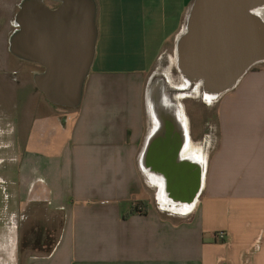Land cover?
I'll return each instance as SVG.
<instances>
[{
    "label": "crops",
    "instance_id": "obj_1",
    "mask_svg": "<svg viewBox=\"0 0 264 264\" xmlns=\"http://www.w3.org/2000/svg\"><path fill=\"white\" fill-rule=\"evenodd\" d=\"M94 1L95 58L73 114L36 100L38 65H13L2 51L0 91L11 114L0 123L13 130L10 138L0 130V264H264V66L217 100V145L199 163L193 208L167 214L166 205L185 204L169 198L148 167L161 134L154 139L157 127L144 123L145 75L165 48L176 57L195 0ZM16 89L24 92L18 100L10 95ZM136 201L149 203L147 213L123 219ZM52 213L61 225L51 253L21 252L27 221L45 227ZM219 231L227 244L214 238Z\"/></svg>",
    "mask_w": 264,
    "mask_h": 264
},
{
    "label": "water",
    "instance_id": "obj_2",
    "mask_svg": "<svg viewBox=\"0 0 264 264\" xmlns=\"http://www.w3.org/2000/svg\"><path fill=\"white\" fill-rule=\"evenodd\" d=\"M46 2L59 7L50 9ZM262 11L264 0H195L175 45L179 74L202 92L214 93L215 100L234 89L247 72L264 64ZM96 18L94 0L19 3L14 17L18 29L9 37L8 51L21 61L44 68L34 77V84L50 104L66 109L81 106L95 58ZM171 137L166 128L155 142L160 158L171 151L167 160H160V171L164 172L169 198L190 206L201 189V166L193 163L198 172L190 188L187 171L191 165L186 159L178 160L183 138V144L172 152Z\"/></svg>",
    "mask_w": 264,
    "mask_h": 264
},
{
    "label": "rangeland",
    "instance_id": "obj_3",
    "mask_svg": "<svg viewBox=\"0 0 264 264\" xmlns=\"http://www.w3.org/2000/svg\"><path fill=\"white\" fill-rule=\"evenodd\" d=\"M20 2L21 0H0V51H3V54L5 56L8 55L9 37L16 29L14 25V17L18 11V6ZM16 62H17L16 59L12 57L10 58L11 64L14 65L16 64ZM263 66L264 64H259L253 67V69L261 68ZM162 69H166V70H162ZM160 75H162L164 78ZM183 84H184V80L181 78V75L179 74L177 67H176V59L174 56L173 46H169L165 48L161 57L155 61V63L149 69L148 73L145 75V91L144 92L146 94L147 103L145 102L146 105H145L144 113H143L144 123L146 125V129H149L153 125L152 123L153 119L150 117L151 116L150 111L152 107L151 96L154 90L158 88L159 91L161 92V95L165 99L174 100L175 101L174 103L178 105L180 110H182L183 114L186 116V119L190 125L191 142L193 146L198 149L197 152H199V150L201 151L203 160L208 161L211 153L214 151L217 145V139H218L217 103H216L218 99L214 101L212 104H207L201 98V93H200L199 88L195 89L194 88L195 86L191 85L190 87L188 86L186 88L187 91L186 89L180 90L179 87ZM196 90H198V92H195ZM131 93L132 92L129 90V88H126L124 90V95L128 98H131ZM10 95L12 96V98H16V100H18L24 95V92L19 89H16L15 91L12 92V94L10 93ZM35 98L36 100H38L39 98L43 99L44 97L42 96V94L38 93V95H36ZM111 98L116 99L114 96H112ZM3 100H4V93L1 89L0 91V118L1 116H7L11 114V112H8V107L4 106ZM46 103L47 102L45 101L44 104ZM40 108L42 109L43 106ZM51 108H53L55 112L62 113L64 115H68V114L70 115L76 112L75 111L76 109H66V108L52 107V106ZM52 118H55V115H52ZM0 130H2L5 133V136H9L6 138H10L13 127L11 123L9 124V123L3 122V123H0ZM147 189H148L150 197L154 199L155 195L157 194L155 186L152 187V185L148 184ZM148 206H149V203H148ZM165 209L167 210L166 211L167 214L171 215L172 213H174L173 211H176L178 209V207H175V206L172 207L171 205H166ZM33 213L37 215V218H40L41 216H43L44 210L43 208L37 207ZM30 222L31 221L28 220L26 223V227L24 228L25 233L32 230L33 228L39 227L42 229V231L47 232L48 240L51 241V240H55L57 237V233L61 225L60 224L61 216L59 214L52 213L51 220L47 221V224L45 227L43 226V222L41 220H39V222L41 223L36 221L34 226H32ZM147 222L149 225L151 221H147ZM152 223H154V219ZM23 234H21L20 238L23 237Z\"/></svg>",
    "mask_w": 264,
    "mask_h": 264
},
{
    "label": "flooded vegetation",
    "instance_id": "obj_4",
    "mask_svg": "<svg viewBox=\"0 0 264 264\" xmlns=\"http://www.w3.org/2000/svg\"><path fill=\"white\" fill-rule=\"evenodd\" d=\"M46 6L48 7V8H50V9H57L58 7H59V4H56V3H51V2H46ZM14 25H15V30H17L18 29V26L15 24V22H14ZM1 55H2V51H0V57H1ZM8 57L9 58H14V59H16V60H19V59H17V58H15L14 56H12L10 53H9V51H8ZM1 61V60H0ZM19 61H21V60H19ZM21 62H24V61H21ZM38 68H39V70L41 71V72H43L44 71V68L43 67H41V66H37ZM251 70H253V68L251 69ZM151 99H152V103H154V105H153V107L155 108L154 109V112H155V115H154V119H155V121H154V125L157 127L156 128V134L154 135V139H156L157 137V135L158 134H161L166 128L169 130V131H171V136H172V148H174L173 150H172V152H174V150L176 149V148H178L179 146H181V143H182V138H183V141L185 140L184 138H185V134H184V130H183V126H182V124H181V120H180V118H181V116L180 115H178V114H180L179 113V107H178V105H176L174 102V100H169V99H165L164 100V97H163V100L162 101H164V103H160L161 101H158L157 102V100H156V98H155V96L153 95V93H152V96H151ZM160 99V98H159ZM155 101V102H154ZM172 103V104H171ZM167 107V108H166ZM171 107H172V109H171ZM180 116V117H179ZM157 123V124H156ZM154 127V126H153ZM183 144V143H182ZM163 150V149H162ZM170 150L169 151H167V153L166 154H162L163 155V157L162 158H160L159 157V154L160 153H158L157 155L158 156H156V159H158L156 162H151L150 160H149V157H147V161H148V167L150 168V169H152V170H154L157 174H158V176H160V177H162V178H164L165 177V175H164V172H162V171H160V168H162V167H160V165H161V162H160V160L161 161H164V160H167V155H169L170 154ZM164 159V160H163ZM178 160H179V162L180 161H184L185 159H182V157L180 156L179 158H178ZM178 160H175V162H177L178 163ZM186 162H188V163H190V167H189V169H188V171H187V173H188V178L190 179V183H189V187L191 188V185L192 184H194L195 185V180H196V178H197V170H198V168H196L194 165H193V163L194 162H192V161H186ZM155 163V164H154ZM196 166H198V165H200L199 163H194ZM197 171V172H196ZM193 182V183H192ZM188 187V188H189ZM166 195L169 197H171V195L169 194V191H168V189H167V187H166ZM171 199H175L174 197H172ZM176 200H178V199H176Z\"/></svg>",
    "mask_w": 264,
    "mask_h": 264
},
{
    "label": "bare ground",
    "instance_id": "obj_5",
    "mask_svg": "<svg viewBox=\"0 0 264 264\" xmlns=\"http://www.w3.org/2000/svg\"><path fill=\"white\" fill-rule=\"evenodd\" d=\"M176 58V57H175ZM159 65V64H158ZM162 70H166V69H162ZM161 70V71H162ZM158 72V71H157ZM156 72V73H157ZM159 73H160V71H159ZM163 75V74H162ZM162 75H160V76H162ZM158 76V75H157ZM159 77V76H158ZM157 77V78H158ZM163 77V76H162ZM171 77V76H170ZM180 77V76H179ZM155 78V77H154ZM164 78V77H163ZM181 78L184 80V84L183 85H181L180 87H179V89L181 90V89H186L188 86L190 87L191 85H192V81L190 80V79H188V78H184V77H182L181 76ZM166 80V79H165ZM167 81V80H166ZM152 83V82H151ZM169 88V87H168ZM195 89H198V86H195L194 87ZM158 89V88H157ZM154 90V92H153V95L155 96V98H156V100H157V102L158 101H161L160 103H164V101H162L163 100V96L161 95V92L159 91V89L158 90ZM167 89V88H166ZM171 90V89H170ZM174 90V89H173ZM189 90V89H188ZM191 90V89H190ZM148 91H149V89H148ZM186 91H187V89H186ZM194 92V91H193ZM195 92H198V90H196ZM200 93H201V98L203 99V101L205 102V103H207V104H212L214 101H216L215 99L217 98L216 97V95L214 94V93H211V92H208V91H205V92H202L201 90H200ZM173 94V93H172ZM194 95V94H193ZM173 96V95H172ZM197 96V95H196ZM149 97V96H148ZM187 97V96H186ZM191 97V96H190ZM193 97V96H192ZM160 98V99H159ZM173 98V97H172ZM164 100H165V98H164ZM155 102V101H154ZM151 103H152V101H151ZM172 104V103H171ZM153 105H154V103H152V107H153ZM151 107V106H150ZM151 107V113H150V115H152L153 117H154V115H155V112H154V107L152 108ZM167 108V107H166ZM150 109V108H149ZM171 109H172V107H171ZM179 113L180 114H178V115H180L181 116V118H180V120H181V124H182V126H183V130H184V133H185V140H184V146H183V150H182V154H181V157H182V159H186V160H188V161H194V162H197V163H204V160H203V156H202V154H201V151L199 150V152H197L198 151V149L197 148H195L194 146H193V144H192V142H191V139H190V137L188 136V134H187V123H186V121H187V119H186V116L183 114V112H182V110H180L179 109ZM179 116V117H180ZM153 119V118H152ZM157 124V123H156ZM153 130V129H152ZM150 134V133H149ZM152 181V180H151ZM158 182V181H157ZM152 183H156L155 181H152ZM159 183H161L160 181H159ZM158 184V183H157ZM160 186H161V189H162V185L160 184ZM162 194L160 193H158V199H159V201L161 202V203H163V204H166L167 203V201H166V198H164L163 196H161ZM173 206H175V204L173 205ZM192 208H193V204L192 205H190V206H188V205H185L184 207L182 206V207H180V208H178L177 209V211L178 212H180V213H183V214H187V213H189V212H191V210H192Z\"/></svg>",
    "mask_w": 264,
    "mask_h": 264
},
{
    "label": "trees",
    "instance_id": "obj_6",
    "mask_svg": "<svg viewBox=\"0 0 264 264\" xmlns=\"http://www.w3.org/2000/svg\"><path fill=\"white\" fill-rule=\"evenodd\" d=\"M148 210L147 201H136L133 202L131 210L124 215L123 219H127L133 215H145ZM39 224V223H38ZM40 225V224H39ZM36 227L32 230L23 234V237L20 240V251L25 250L36 251L42 254H49L52 251V248L56 244L55 240H48L47 232L42 231L41 228Z\"/></svg>",
    "mask_w": 264,
    "mask_h": 264
},
{
    "label": "built area",
    "instance_id": "obj_7",
    "mask_svg": "<svg viewBox=\"0 0 264 264\" xmlns=\"http://www.w3.org/2000/svg\"><path fill=\"white\" fill-rule=\"evenodd\" d=\"M214 238L221 245H225V244L228 243V237H227V233L226 232H223V231L216 232L214 234Z\"/></svg>",
    "mask_w": 264,
    "mask_h": 264
}]
</instances>
